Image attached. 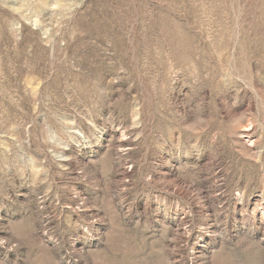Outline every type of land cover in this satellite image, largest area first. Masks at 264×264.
Segmentation results:
<instances>
[{
  "label": "rangeland",
  "instance_id": "rangeland-1",
  "mask_svg": "<svg viewBox=\"0 0 264 264\" xmlns=\"http://www.w3.org/2000/svg\"><path fill=\"white\" fill-rule=\"evenodd\" d=\"M10 228L0 264H264V0H0Z\"/></svg>",
  "mask_w": 264,
  "mask_h": 264
},
{
  "label": "clouds",
  "instance_id": "clouds-1",
  "mask_svg": "<svg viewBox=\"0 0 264 264\" xmlns=\"http://www.w3.org/2000/svg\"><path fill=\"white\" fill-rule=\"evenodd\" d=\"M237 121H234V123ZM61 127L63 129L68 130V135L71 134V127L64 121H59ZM61 133L57 131V129L53 127H48L45 131L44 136V145L47 151V155L54 162H61L66 159L65 151L66 146L64 142L60 139ZM21 164L23 166L22 170H30L31 172H35L37 168V161H35L30 155L26 156L22 159ZM11 230V228H10ZM12 236L10 238H0V247L6 248L8 251H15L23 246H27L26 241L23 237L17 235L15 232L11 230ZM132 241L124 236L115 241L106 240L107 248L112 249V251L124 254L126 253L130 247L132 246Z\"/></svg>",
  "mask_w": 264,
  "mask_h": 264
}]
</instances>
